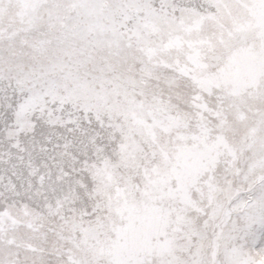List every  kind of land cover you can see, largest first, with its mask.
Returning a JSON list of instances; mask_svg holds the SVG:
<instances>
[{"label": "snow or ice", "instance_id": "obj_1", "mask_svg": "<svg viewBox=\"0 0 264 264\" xmlns=\"http://www.w3.org/2000/svg\"><path fill=\"white\" fill-rule=\"evenodd\" d=\"M0 264H264V0H0Z\"/></svg>", "mask_w": 264, "mask_h": 264}]
</instances>
